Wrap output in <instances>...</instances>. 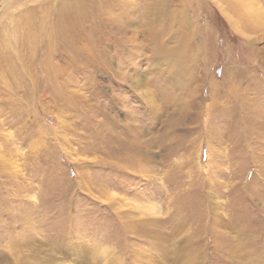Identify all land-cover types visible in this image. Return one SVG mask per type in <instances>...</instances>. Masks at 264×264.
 <instances>
[{
  "label": "rangeland",
  "instance_id": "1",
  "mask_svg": "<svg viewBox=\"0 0 264 264\" xmlns=\"http://www.w3.org/2000/svg\"><path fill=\"white\" fill-rule=\"evenodd\" d=\"M45 1L0 0V264H264V0H94L64 56Z\"/></svg>",
  "mask_w": 264,
  "mask_h": 264
},
{
  "label": "bare ground",
  "instance_id": "2",
  "mask_svg": "<svg viewBox=\"0 0 264 264\" xmlns=\"http://www.w3.org/2000/svg\"><path fill=\"white\" fill-rule=\"evenodd\" d=\"M94 4H95L94 0H83V1H81V0H46L45 2L39 4V5H41L39 15H36L34 13V10H35L34 7H32V9L25 10V12L24 13L22 12L20 15L22 16L23 21H24L22 31H24V32L27 31L28 35H26V37L23 38V40H22L23 42L17 44V47L18 48H19V46L24 47V48L28 49V52L30 53L31 52L30 51V46H31L30 43H32V39L35 36V34H33L30 31V27L32 26V24H35V25L40 24L42 30H44L43 31V34H44L43 40L47 41L49 44L50 43L52 44L51 45V48H52L51 53L55 51V52L59 53V55L64 56L65 54L60 52L61 47L64 45L66 46L67 44H69L71 42V38L65 33V30H64L65 23L70 19L79 21V18H81V21L86 22L85 19L83 18V15L79 16L75 12L81 11L83 8H85V6H94ZM230 4H231L232 8L235 7L236 5H237L238 9L240 7H242V5L240 4V0H238V3H230ZM249 7H250L249 5H247V7H244V9L242 10V12L239 15L240 16L243 15L245 18L247 17V19H252L254 21H257L258 24L253 23L256 26L263 24L264 18H262V16H259V18H258L256 15L251 14L250 11L249 12L246 11V10H249ZM125 9H123V10H125ZM234 12H232V13H234ZM123 13H124V11H121L119 16H114V17H116V19H119L120 16L123 15ZM260 13H262V12H260ZM114 17L112 16L111 20H114ZM253 17H256V18H253ZM99 20L102 21V19L100 17H96L94 14L92 17H90V21H91L90 24L92 25V28H90L88 30L87 34H91V32L94 31V27L97 28L98 25L95 22H97ZM239 22L241 25V21H239ZM25 38H26V40H25ZM36 38H37V35H36ZM54 42H56V43H54ZM84 51L86 53H84ZM87 51L83 48L82 49L79 48V49H77L76 56L85 58V55L86 56L90 55V52L89 51L87 52ZM170 53L173 54V55L170 54L173 59L178 58L182 61L187 60L186 56L182 53H177V52H170ZM48 54H50V53H48ZM17 56L18 55H14V59L17 58ZM1 62H3V67L4 66L9 67V65L6 63V61L3 58H1ZM47 63H49L48 58H47ZM0 67H1V65H0ZM183 67L186 69L185 66H181V69L179 68L181 73H182V71H185V69H183ZM2 69L3 68H0V70H2ZM0 76H2V74ZM209 86H210V88H213L212 91L213 90L217 91L221 87V85L217 82H212L211 84H209Z\"/></svg>",
  "mask_w": 264,
  "mask_h": 264
}]
</instances>
